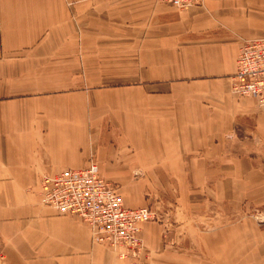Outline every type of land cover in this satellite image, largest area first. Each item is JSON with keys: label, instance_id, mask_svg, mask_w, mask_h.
<instances>
[{"label": "crops", "instance_id": "crops-1", "mask_svg": "<svg viewBox=\"0 0 264 264\" xmlns=\"http://www.w3.org/2000/svg\"><path fill=\"white\" fill-rule=\"evenodd\" d=\"M257 38L264 0H0L8 264H128L41 204L43 176L92 160L129 208L168 183L185 232L174 223L166 254L162 228L142 225L156 264H264V109L231 89L241 42Z\"/></svg>", "mask_w": 264, "mask_h": 264}, {"label": "built area", "instance_id": "built-area-1", "mask_svg": "<svg viewBox=\"0 0 264 264\" xmlns=\"http://www.w3.org/2000/svg\"><path fill=\"white\" fill-rule=\"evenodd\" d=\"M186 10L204 0H154ZM231 89L236 96L252 97L264 109V38L245 40L237 57ZM41 204L59 214L79 218L91 230L92 241L107 246L131 264H156L141 236L142 225L157 218L150 207L129 208L118 186L106 180L97 162L85 168L65 169L43 176ZM264 224V210L255 215Z\"/></svg>", "mask_w": 264, "mask_h": 264}, {"label": "rangeland", "instance_id": "rangeland-1", "mask_svg": "<svg viewBox=\"0 0 264 264\" xmlns=\"http://www.w3.org/2000/svg\"><path fill=\"white\" fill-rule=\"evenodd\" d=\"M243 40L241 44L244 42ZM137 178V177H135ZM161 179V178H160ZM139 180V179H138ZM146 189L143 192L146 200L148 201V205L152 207V209L157 213V218L150 223H154L162 228V237H163V247L166 249V254H169V248L171 243L170 241V235L172 232L174 233V223L176 222L178 225L181 226L177 227L178 232H185V228H183V225L185 224L186 217L184 215H174V194L173 197L171 196V193L169 192V186L168 183H165V180H157L156 183L150 181L147 182ZM176 220V221H175ZM103 246V245H102ZM107 248V246H105ZM110 250L109 248H107ZM148 249V248H147ZM112 251V250H110ZM148 251L151 254V259L153 261L152 256H155L158 253V250L148 249ZM113 252V251H112ZM180 254L182 255V260H184V252L180 250ZM181 259V258H180ZM122 260V259H121ZM154 262V261H153ZM180 264H183L184 262H178ZM0 264H8V257L4 253L3 250H0ZM128 264H131L128 262ZM166 264H168V259Z\"/></svg>", "mask_w": 264, "mask_h": 264}]
</instances>
